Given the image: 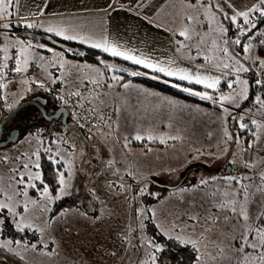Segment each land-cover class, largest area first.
<instances>
[{
    "label": "rangeland",
    "instance_id": "1",
    "mask_svg": "<svg viewBox=\"0 0 264 264\" xmlns=\"http://www.w3.org/2000/svg\"><path fill=\"white\" fill-rule=\"evenodd\" d=\"M147 1L149 0H142L137 3V6L148 10L150 8L145 3ZM193 1L152 0L158 9L154 15L160 17L161 14H166L162 11L163 9H182L187 12L203 10L199 7L195 10L188 8L187 5L189 3H197V1ZM215 1L221 5L225 12H228L229 15L232 14V9L228 7L225 0ZM52 9V6L47 7V11ZM213 11L216 10L214 9ZM200 12L203 13V11ZM180 13L184 14L183 12ZM188 14H192L197 19L187 22V27L196 30L205 28L208 30L202 42L209 50L208 52L205 51V56L210 57L211 53H219L212 47V41L215 38V33L211 31L213 25L202 21L203 17H205L203 14L202 17H197L196 13ZM217 19L222 20L223 18L218 15ZM38 22H42L44 26L49 23L56 24L47 19H39ZM224 23L228 27L227 21ZM203 25H206L205 28ZM1 33L0 37L3 38L2 40H6L7 43L11 42L8 43L11 47L16 40L31 41L34 46L32 51L38 56L45 57V63H47V70H45V68L40 66V61L32 62L27 72L18 73V77L9 80L11 89L7 91L11 99V109L30 98L33 93L45 90L39 86L38 82L53 84L54 88L52 91L60 98L63 97L62 101L64 104L66 97L69 96L71 101L75 102L72 105L79 107L77 112H79L80 116H73V119L74 122H78V124L83 126L82 128L91 134L90 141L93 144L91 157L93 160L103 164L106 167V171L115 177H126L127 175L129 177L128 180H113L107 176H102V179L98 180L99 169L92 164L88 154V143L76 128L62 131L57 130L54 125L41 126L38 124L11 142L0 145V187L5 190L8 189L10 183H14L10 180V177L15 175L11 169L17 168L20 171H25L21 167V163H28L29 160L23 157L22 154H28L31 157L39 149L41 165L42 152L52 141H47L48 137H45L48 131L53 134L55 143L57 142L56 147H51L53 154L59 153L64 157L61 161L64 165L60 170L65 172V178L70 181L69 194L74 193L72 188L76 185L77 175H82L81 186L79 187L81 188L80 193L75 194L77 197L76 205L59 207V200L51 206V212L41 214L39 209H37L32 217V220H34L33 230H26L24 233H19L10 223L6 224L5 235L9 239L37 243L40 239V234L35 231V228L37 226L45 227V222L51 216L56 217L53 227L47 229L42 238L43 242L49 245L47 249L29 250L23 253L25 260H21L19 256L0 252V257H3L7 264H139L140 261L147 259L149 253L147 245L141 244L144 238H154L157 243L166 245L167 237L162 236L158 231L160 227L167 228L174 222V219L170 222L169 212L166 207H173L176 214H181V205L197 204L215 211L216 214H228L226 211L214 210L201 203L203 201L201 193L196 195L197 200L187 198L190 195L189 191L184 192L187 197L183 198L181 196L183 193L175 194L177 192L175 189L160 186H155V188L153 181L147 178L152 177L158 182L164 181L175 186L188 168L198 166L196 161L201 162L203 166L206 165L209 172H205L202 168L196 169L194 171L195 176H191L192 181H197L198 177L200 180L215 176L220 179H226V183L219 180L216 182L213 193L222 192L227 195V200L230 198L242 200L244 189H247L250 215H258L260 211H264V196L258 191L259 188H264V127L257 126L254 133L256 139L250 143L247 141V134L238 131L234 154L230 153L227 148L230 138H225L223 135L220 136L224 131L222 123L224 115H236L240 118L243 116L250 117L251 115L245 113L250 111L252 113V121H257V125H264V106L256 102L257 96L264 99V95L261 92L256 93L254 103L251 106H245L243 113H235L237 106H242V103L250 97L252 80L246 73H249L252 67H255L254 59L249 58L248 53L239 50L237 45L233 44V46H230V52L234 53L240 63L249 69L247 72L239 74L242 79L248 81V97L247 99L238 100L236 103L224 102L223 107H221L219 102L214 103L211 101L215 105L213 107L204 101H199L198 98H193L187 94H179L192 99L187 101L186 104L184 103V106L189 109L190 117L192 116L190 120L194 123L199 122V125L196 126L199 132L196 128L193 133L188 131V134L194 136L197 140L194 139L193 144L187 145L185 143L187 142L186 138H182L184 141L170 138L180 136L174 130V127H176L177 109L181 108L176 92L167 90V87L165 89L157 84L140 82L127 77L126 75H130V72L133 71H130L129 68H119L129 69L128 73L126 71L124 73L123 71L122 73L119 71L115 73L113 69L108 68L109 73L107 74L102 65L83 61L76 57H69L63 48L56 46V42L46 38V36L44 38L39 35H21L17 39L9 37L8 33L5 36ZM227 38L228 36L225 37V39ZM219 41L217 40V43ZM253 43L256 45L253 56L264 59V53H261V46H259L258 41L254 40ZM40 44L45 45L46 48H39L38 45ZM220 46L223 47L222 43ZM47 48L53 49V52L47 51ZM69 50L74 51L72 48ZM12 52V56L15 57L18 54V46L15 49L13 48ZM54 52L63 53V60L68 62L64 68H60L58 65L54 67L50 63L54 60ZM216 57L218 58V56ZM109 62L114 63L113 61ZM226 62L235 63L234 61ZM105 64L107 63L103 61L104 66ZM262 66L264 67V65ZM96 69H99V74L95 71ZM140 71L143 72L142 70ZM48 73H51V79ZM113 75L121 76L123 80L119 82L113 81L111 79ZM236 75L237 73L230 69L226 76L228 79L225 78L224 81L229 84L235 80ZM53 79L56 80L55 83H53ZM93 79H98L99 84H93L91 82ZM256 79L258 80V78ZM158 80L164 82L166 79L160 76ZM24 81H28V83H24ZM124 83H129L130 87L124 88L122 86ZM173 84L177 83L169 82V85ZM228 84L226 87H222V84L219 85L218 91L215 90L216 92L214 93L207 92L212 96L214 95V99L218 101L221 94L232 92ZM234 87L236 86L234 85ZM173 88L179 89L177 87ZM157 89L159 90L157 91ZM194 90L199 91L196 88ZM76 91L81 92L82 95L80 97L71 95V93ZM158 93L162 94V96L156 95ZM216 106L222 111L221 113L215 110ZM225 109H227V112H225ZM80 118H82V121ZM85 118L86 120L84 121ZM137 134L145 138L136 140L134 137ZM149 135L156 137V139H147ZM50 138L52 139V137ZM161 140L165 142H161ZM194 144L200 145L198 150L194 148ZM177 154L187 155L191 158L179 164L176 162L177 159L174 158ZM193 154L195 155L191 156ZM5 156L9 157L6 163L3 160ZM69 161L72 164L70 172L68 170ZM229 161L232 164H237V167L234 171L227 172V176L222 178L218 173ZM31 170L36 171L34 168ZM229 177H235L236 179L229 181ZM27 179L28 177L26 176L25 180ZM48 185L55 196L57 189L54 190L50 184ZM37 187H41V185L38 183ZM142 189L144 190L143 193L141 192ZM149 192L153 196L165 195V197L152 201L147 208L144 196L150 194ZM28 195L33 200L41 199L39 194L33 189L28 190ZM82 195L83 197L85 196L86 200L84 207L80 206L78 201ZM2 198L0 197V199ZM140 209L144 210L142 214H138ZM65 210L67 214L60 218V213ZM153 211L155 216L151 215ZM2 215L8 216L10 214L4 213ZM151 219L158 230H153L152 227L151 229L149 228ZM232 228L230 224L229 229L228 222L224 220L223 231L225 235ZM125 235L128 240L123 239ZM225 235L222 237L214 236V238L220 237L224 239ZM53 240L55 243H51ZM235 246L239 247L240 245L237 242ZM48 252H51L52 255H48ZM112 253H115V255H112ZM158 255L161 262L164 258L163 255H172V261L168 264L180 263L174 252Z\"/></svg>",
    "mask_w": 264,
    "mask_h": 264
},
{
    "label": "snow or ice",
    "instance_id": "2",
    "mask_svg": "<svg viewBox=\"0 0 264 264\" xmlns=\"http://www.w3.org/2000/svg\"><path fill=\"white\" fill-rule=\"evenodd\" d=\"M20 0H0V21L6 20L13 15H18ZM229 8L232 9V14L229 15L218 2L215 0H197V3H189L187 5L190 9H197V7L203 9V15L205 16L206 23L213 25L211 31L216 34L212 41V47L214 50L219 51L222 55L219 58L205 56L204 59L212 61L211 66L218 69H231L237 73L235 80L228 84V87L232 89V92L228 94H221L218 101L214 99L207 91H193L192 88L184 87L181 90L189 93L193 96H198L202 100H210L214 103L219 102L221 107H223L224 102L236 103L238 100L247 99L248 97V81L240 77V73L247 72L249 69L244 67L240 61L236 58L234 53L230 52V45L235 44L241 46L243 52L249 54V58L254 59L260 65H264V59L259 57H254L253 52L256 45L253 43L254 40L258 41L259 46L264 47V29L259 28V23H264V0H254L250 5H245L242 9L236 8L231 0H226ZM15 9V12L12 11ZM216 11H213V10ZM43 12H40L42 15ZM222 17V20H218L217 16ZM188 21H195L197 18L192 15L186 16ZM225 21H230L237 28L238 35L235 39L231 37L225 39V35L228 33L229 28L225 26ZM24 26L29 29L33 28H43L42 22L38 21H28L24 20ZM160 25H157L159 27ZM2 27L4 29H10L12 27L9 23H3ZM47 33H52L55 36L62 37L66 41H79L81 44L90 46L91 48L100 49L104 53L110 54L112 57L122 58L125 61H131L134 65L142 66L145 69L151 70L153 73H160L166 77H175L180 81H187L190 84L203 85L206 89H212L218 91V86L221 83V76L209 74H202L199 70L192 71L189 68H181L175 65V60L162 61L153 60L152 58L146 57L143 54H138L134 49H128L122 45L111 41L106 35H90L83 34L76 31L74 28L67 27L61 24L49 23L48 27L45 29ZM179 36L183 40L177 41L178 51L180 49H189L192 45L186 43V41H191L195 39L203 42V33L195 32L194 28L184 27L179 31ZM220 40L223 47L217 43ZM11 43V42H9ZM18 46V54L13 57L9 54V45L6 43L0 51L3 52V64L0 66V80L4 79L8 69L9 60H14V67L12 71L15 73L27 72L30 64L35 61H40V66L47 70V63H45L46 58L43 56H38L33 49V44L31 41L16 40L15 44H12L13 48ZM39 48L45 49L46 46L43 44L38 45ZM199 49V45H197ZM49 52H53V49L47 48ZM54 60L50 63L52 66H59L64 68L65 64L68 63L63 60V53L54 52ZM199 55V51L197 53ZM191 58V57H190ZM226 61H234V64H230ZM79 67V66H77ZM91 67V66H88ZM107 68L113 70L117 69L116 65H105ZM121 71H128L127 69H120ZM99 74V69L95 70ZM51 79V73H48ZM131 76H142L146 75L145 72L132 71ZM151 79H159V76L152 75ZM113 81L119 82L123 80V77L113 75L111 77ZM56 80L53 79V83ZM93 84H99L98 79H93L91 81ZM168 83L167 80L164 81ZM28 83V81H24ZM40 87H44L43 82H38ZM257 85L264 84V81L256 80ZM234 85L236 87H234ZM114 86V85H110ZM124 88H129V83H124L122 85ZM173 87L180 88L179 84H173ZM7 84L0 83V88H6ZM238 89V90H237ZM76 97H80L82 94L79 91L71 93ZM63 100V97H61ZM256 102L264 106V99L260 96L256 97ZM174 103V102H172ZM9 107H12L9 105ZM227 112V109H225ZM253 124H257V121L253 120ZM241 128H247L248 125L245 123L240 124ZM258 127H264V125H258ZM226 135H227V130ZM136 140H143L145 137L137 134L134 137ZM171 139H181V137H170ZM229 138H231L229 136ZM147 139H156V137L149 135ZM161 142H165L161 140ZM45 153L48 154V159L54 165L60 164L64 157L56 153L52 154L51 148H45ZM40 150L37 149L31 157L28 154H22L23 157L29 160L28 163H21V167L25 171H20L17 168L11 169L15 175L10 177V180L14 183L8 185V189L0 187V252L7 255L19 256L21 260H25L23 253L27 251H37L38 249H47L48 243L43 242V236L47 229L53 227V222L56 220L55 216H51L46 222L45 227L37 226L35 231L39 232L40 239L37 243H30L26 240H13L9 239L5 235V227L7 223H10L19 233H24L26 230H33L34 220L32 217L35 211L39 209L41 214L51 212V206L55 204L56 201L61 200L64 196L69 195L68 188L70 181L65 178V172L60 169H56L57 175V194L54 196L52 194V189L47 183L44 182V177L40 165ZM4 162H8L9 157L5 156L3 158ZM36 169L32 171L31 169ZM72 169V164L68 162L69 172ZM28 177L25 180V177ZM213 179H216L213 177ZM229 181L235 180V177H229ZM41 187H37V184ZM208 180H201V185H207ZM35 190L41 199L33 200L28 195V190ZM143 189L141 192L143 193ZM261 195L264 196V188H259ZM237 195H239L237 193ZM19 197V199H18ZM31 205V207H30ZM249 206V193L247 189H244V195L242 200L235 198H230L225 202H221L215 207H217L222 212H228L229 215L224 217L225 221L235 218L236 225L230 230L231 235H225L222 240H208L206 233L212 231V227L209 225H214L220 219L218 215H212L210 217H204V225H200L203 229L199 234L196 233V227L200 224L201 217L197 215L189 216L191 224L184 225L181 227L175 223L171 224L167 229L160 227L159 231L162 236H166L169 240H174L178 242V245H182L185 249L191 248L192 250V264H264V211H260L258 215H250L248 211ZM143 209L138 210V214L143 213ZM8 213L10 215L4 216L2 214ZM66 210L60 213V218L66 215ZM86 215V214H85ZM155 216V212L151 213ZM187 229V231H186ZM170 233H173L170 235ZM182 233V234H181ZM124 240H128L125 235ZM239 243V247H235L236 243ZM55 243V241H51ZM142 245H147L149 249L147 259L140 261L139 264H162L159 255L166 251V245L163 243H157L154 238H144L141 241ZM52 255L51 252L47 253ZM115 255V253H112ZM0 264H7L3 257H0Z\"/></svg>",
    "mask_w": 264,
    "mask_h": 264
},
{
    "label": "crops",
    "instance_id": "3",
    "mask_svg": "<svg viewBox=\"0 0 264 264\" xmlns=\"http://www.w3.org/2000/svg\"><path fill=\"white\" fill-rule=\"evenodd\" d=\"M141 1L142 0H20L18 9L19 14L15 15V17H9L6 20L0 21V27L3 28V23H10L13 20L24 21L26 19L28 21H38L39 19H47L50 22L53 21L56 24H61L67 27L74 28L76 31L81 32L83 34H90L95 36L106 35L109 40L114 41L125 48L134 49L138 54H143L144 56L152 58L153 60H175L176 63L174 66H178L181 68H189L194 72L199 70L202 74H209L210 72L212 75L221 76V83L219 85H221L223 82H227L224 81V79H228V77L226 76L230 69H218L212 67V61L204 59L205 51L208 52L209 50L206 48L205 44H202V42L199 43L200 41L195 39V37L191 41H186V43L192 45L190 50L180 49L178 51L177 41L183 40V38L180 37L178 33L186 26L187 22H189L186 19V16L189 15L188 13H196L197 17H202L203 15L200 11L203 10L199 9L198 12H187L185 10L183 11L182 9H163L162 11L166 14H161L160 17H157L154 15L155 12L158 10L156 7L157 5H155L154 3L155 1L152 2V0H149L145 2L150 8L148 10L137 6V3ZM195 1L197 0H194L193 2ZM231 2L235 5L236 8L242 9L245 5L252 4L254 0H231ZM48 6H52L53 9L47 11ZM12 11L15 12V9H12ZM41 11L43 12L42 15H40ZM180 12H183L184 14H181ZM202 21H205V17H203ZM48 25L49 24H46L44 28L40 29L45 30ZM157 25L160 26L157 27ZM205 26L206 25H203L204 28ZM230 29L231 27L229 28V31L225 35V37L228 36V38H232V33ZM195 31L197 33L207 34L208 30L205 28L199 30L195 29ZM1 32L3 33V35H7L6 29H1ZM10 34L14 37L17 36V34L15 33ZM31 35L37 34L31 33ZM6 43L7 41L5 40L3 46ZM218 43L221 44L220 41ZM197 45H199V49L197 48ZM12 51L13 47L9 45L10 56L13 55ZM198 51L199 55L197 54ZM260 51L261 53H264V47H261ZM214 54L215 57L218 56V58L222 55L220 52L213 54L211 53L210 57H214ZM249 73H246L247 76H250ZM14 77H18V73ZM164 78L168 81V84L169 82H174L181 86L179 89H177L179 92H181L177 93V98L179 100L181 108L177 109L178 113L176 114V127H174V130L180 134L179 137H181L182 141H184L182 138L187 139V142H185L187 145L193 144V141L197 139L194 136H190L188 134V131L193 133L196 128L199 132V129L196 127L199 125V122L194 123L190 120L192 116L190 117L191 114H189V109L184 106V103L186 104L187 101H190L192 99L179 94H184L182 93L184 91L181 90L184 87L192 88L193 91H195L194 87L191 86L190 83H183L187 81H178L179 79L175 77ZM9 80L7 82L6 87V90L8 91H10L11 89L9 85ZM158 90L159 89H157V91ZM38 93L40 92L38 91ZM156 95L162 96V94L159 93ZM187 95L193 96L189 93H187ZM195 97H197L200 101V98L198 96ZM180 114L182 115L180 116ZM194 145V148L198 150L200 145ZM194 155L195 154L191 156ZM174 158L177 159L176 162L181 164L182 161L185 162L188 158L191 157L180 154L178 156L176 155ZM196 164L199 163L196 161ZM147 178L153 180L152 177ZM166 208L169 212L170 222L174 219V222H172L171 224L175 223L177 225H180L181 227L192 223L191 220H189V216L197 215L198 217H201L200 224L196 227L197 234L203 231L200 225H204V217H210L213 214L218 215L220 217L219 221L214 225H209L210 227H212V231L206 233L207 239L222 240L220 237L214 238V236L222 237L225 235L223 231V222L225 220L224 217L226 215H229V213H223L221 215L216 214L215 211H211L209 210V208L197 204H187L185 206L181 205V214H176L173 210V207ZM227 222L229 224V229L230 224L232 225V227L236 225L235 218H232ZM170 234L172 235L173 233ZM226 234L230 236L231 231H228Z\"/></svg>",
    "mask_w": 264,
    "mask_h": 264
},
{
    "label": "trees",
    "instance_id": "4",
    "mask_svg": "<svg viewBox=\"0 0 264 264\" xmlns=\"http://www.w3.org/2000/svg\"><path fill=\"white\" fill-rule=\"evenodd\" d=\"M12 17H15V15L12 16ZM227 23H228V27L229 26L231 27L230 30H231V33H232V37H234V39H235V37L238 35L237 28L230 21H227ZM9 24H11L12 27L10 29H6L7 33L8 34H10V33L17 34V36H15V37L10 34L9 37L18 39L19 37H21V35L27 36V35H31V33L37 34L40 37L42 36L44 38L46 36V38H49L50 40L55 41L56 42L55 43L56 46H60L61 48H63L65 50V52L68 54L69 57H76V58L81 59L83 61H87V62H90V63H97L98 65H102L103 68H104V71L107 74L109 73V70H108L107 67H105L103 65V61H104V63H107V65H110V64L111 65H113V64L116 65L117 69L113 70L115 73H117L118 71L120 73H122V71L119 69L120 67L129 68L130 71L131 70H133V71L142 70L143 72L146 73V75H142V76L126 75V76L127 77H131L133 80H136V81H140V82L143 81V82L151 83V84H154V85L157 84V85H160V86H162L164 88L167 87L168 88L167 90H170V91H173V92H176V93H181L177 89H174L172 85L166 84V83H164V82H162V81H160L158 79H151L150 78L152 76V74H155V75H157L159 77L160 76H164L163 74L153 73V72H151V70L145 69L142 66L134 65L131 61H125L122 58L112 57L110 54L104 53L100 49L91 48L90 46L85 45V44H81L78 41H66L62 37L55 36L52 33H47L46 31H43V30H41L39 28H33V29L26 28L24 26V22L22 20H13ZM258 26H259L260 29H264V23H259ZM1 29L3 30V28L0 27V33H1ZM231 46H233V45H231ZM237 47H238L239 50H242L241 46H237ZM70 48H72L74 51L69 50ZM109 61H113L114 63L109 62ZM129 69H127V70H129ZM128 72L126 71V73H128ZM250 72H251L250 78L252 80V87H251V91H250L251 94H250V97L248 98V100H246V101H244L242 103V106H237L238 108H237L235 113H238V114L244 112V107L245 106H251L254 103L255 95H256L257 92H261L264 95V84H261V85H257L256 84V80L257 79L252 74L253 73V67H252ZM123 73H124V71H123ZM164 77H166V76H164ZM178 81H180V80H178ZM180 82H183V81H180ZM183 83L189 84V82L188 83L187 82H183ZM164 84H165V86H164ZM224 84H227V82L226 83L223 82L222 83V85H223L222 87H226V85H224ZM190 85L193 86L194 88H196L199 91L206 90V91H210L212 93L216 92L215 90L204 88L203 85H196V84H190ZM39 92H42L45 95V98L47 100H49V105L45 106L46 109L49 112L56 110V108H58L59 106L65 105L64 102L62 101V99L55 92H53L52 90H42V91L40 90ZM37 93L38 92H35L32 95H30V98L33 97L34 95H36ZM182 93L187 94L186 92H182ZM191 97L197 98L195 96H191ZM200 101H204L209 106L215 107V105H213V103L211 101H209V100L208 101L207 100H202L200 98ZM29 108H30V110L32 109V107H29ZM36 110H37L38 117H42L38 107H37ZM215 110L218 113L222 112L219 109V107H217ZM245 113L247 115L251 114L250 111H249V113L247 111ZM243 117H245V116H243ZM243 117L240 118V117H238L236 115H233V116L224 115L222 117L223 118V122L222 123H223V126H224V128H223L224 131H223V134H220V136L223 135L225 138H229L228 136L231 137L229 146L227 148H228V151H230V153H233V154H234L235 146L237 145V132L238 131H240L241 133H244V134L246 133L247 134L248 143L253 142L256 139V136L254 135V133H255L256 128H257L258 125L257 124H253L252 122H249V123L248 122H242V118ZM58 122H59L58 120H54L52 122L48 121V122H46V124H43V125L44 126L54 125V127L57 128V130H62V131L68 130V128H66L64 126H61ZM75 123L78 124V122H75ZM241 123L247 124L248 127L247 128H241L240 127ZM39 124L42 126L41 123H39ZM78 125L81 126L80 124H78ZM81 127H83V126H81ZM83 130H84V134L90 140V135L91 134L86 129L83 128ZM225 130H227V135H226V131ZM45 137H48L47 141H51L52 140L50 142V145H47L46 148H51V147L54 148V147H56L55 145H56L57 142L55 143L52 133H50L49 131L46 132ZM50 137H52V139ZM183 137H185V136H183ZM210 148H212V147H210ZM51 150H52V154H53V149H51ZM42 155L43 156L41 158V167H42V171H43V174H44V182L47 183V184H50L54 188V190H56L57 189L56 169L58 168V166L61 163L54 165L52 162H50L49 159H48V154L45 153V151L42 152ZM178 155H180V154H177V156ZM198 163H199L198 166H192V167L188 168L187 171L185 172V174L182 176L183 180H181L180 182L176 183V184L179 183V185L174 186V189L177 191L175 194L183 193V194H181V196L183 198H186L187 196H185L184 192L189 191L190 195L187 198L197 200L196 195L201 193L202 194L201 196L203 197V201L201 203H203L204 205H207L208 207H210V208H212L214 210L215 209L219 210L217 207H215V205H217V204H219L221 202L227 201V195L223 194L222 192H219L217 194L213 193V188L215 187L216 182L218 180L219 181H224L226 183V179H220L217 176H215V178L217 177V179L205 178L204 180H208L209 181V183L207 185H201L200 184L201 180H200L199 177H198L197 181H192L191 180V176H195L194 171H196V169L199 170V169L202 168V169H204L205 172H207V173L209 172L208 171V167L206 165L203 166L201 164V162H198ZM229 165H233L231 163V161L226 162V165H224L226 168L224 167V168H222L220 170V172L218 173V175H220V177L223 178V177L227 176L226 174L228 172L227 170H228V166ZM248 166H249V164H248ZM58 169H61V168H58ZM163 197H165V195L153 196L152 194H147L146 196H144L145 206L148 208L152 201L157 200L159 198H163ZM74 202H70L69 204H66V202L64 200H62V201L59 202V207L71 206V205L75 204ZM151 227L153 228V230H155V229L158 230L157 226L153 225V220L152 219L150 220V223H149V228L151 229ZM160 234H161V232H160ZM166 239L165 240H166V245H167V251H165L164 254L166 252H174V255L175 256L177 255V257H178V260L180 262L179 264H189V263L191 264L192 255H193L191 248L185 249L182 245H178V242H176L174 240H169L168 238H166Z\"/></svg>",
    "mask_w": 264,
    "mask_h": 264
},
{
    "label": "flooded vegetation",
    "instance_id": "5",
    "mask_svg": "<svg viewBox=\"0 0 264 264\" xmlns=\"http://www.w3.org/2000/svg\"><path fill=\"white\" fill-rule=\"evenodd\" d=\"M38 95H40L39 96L40 98L37 99L38 102H41V103L45 104V106L49 105V100H47L45 98V95L42 92L38 93ZM29 107H32V109L30 110ZM37 107L40 110V113H41L42 117H38L37 110H36ZM14 108L11 109V112L13 111ZM58 108H56V110H54V111H50V112L48 111V113H54V112H56L58 110ZM54 120H58L59 121L58 123L61 126H64L63 113L58 118L50 119L44 114V112L42 111V109L40 108V106L37 103L28 104V105L24 106L22 109H20L13 119H11V120H9L8 122L5 123L4 129H3V133H2V137L0 139V143L1 142H2L1 144L9 143L12 140H14V139L20 137L21 135H23L28 129L37 126L39 123H41L43 125V124H46V122H48V121L52 122ZM68 121H69L70 124H76L74 122L73 115L71 113L68 116ZM76 125H78V124H76ZM64 127H66V126H64ZM92 164H94L99 169V173H98L97 177H98V180L99 179L101 180L102 176H105L103 174V169L102 168L105 169L106 167L103 164L97 163L95 161L92 162ZM63 165H64V163L61 162V164L58 166V168H62ZM228 167L232 168L230 165ZM109 175L111 177H108V178L113 179V180H128V178H129V177H127L128 175L126 177H115V176H113L111 174H109ZM181 180H183V178H181L180 181ZM81 181H82V175L78 174L77 175L76 185H75L74 188H72L74 193L66 195V197L62 199V200H64L66 202V204H69L70 202H74L75 201L74 205H76L77 197L75 196V194L77 195V194L80 193L81 188H79V187L81 186ZM152 181L154 183V187L155 186H160V187H165V188H169V189H174V186H172L171 184H167L164 181H159L158 182L157 180H154V179ZM176 185H179V183L176 184ZM149 193L152 194L151 192H149ZM153 193H154V191H153ZM62 200H60V201H62ZM78 201H79V205L80 206H82V207L85 206V202H86L85 196L83 197V195H82V197H80ZM163 256H164V258H163L162 264H168V263H170L172 261V258H171L172 255H169V256L163 255Z\"/></svg>",
    "mask_w": 264,
    "mask_h": 264
},
{
    "label": "built area",
    "instance_id": "6",
    "mask_svg": "<svg viewBox=\"0 0 264 264\" xmlns=\"http://www.w3.org/2000/svg\"><path fill=\"white\" fill-rule=\"evenodd\" d=\"M3 38L0 37V48H3ZM3 64V52L0 51V66H2ZM9 67L8 69L5 70L6 75L4 77V79L0 80V83H4L7 84L8 80L12 77H14L17 73H15L14 71H12V68L14 67V60H9L8 61ZM255 67H253V76H255L256 78L260 79L261 81H264V67L262 65H260L258 62H255ZM44 87L43 89L45 90H53L54 86L51 83H43ZM75 103L74 101H71L70 97L67 96L65 99V105L69 108L70 113L73 116H77L79 114V112H77L78 110V106H73L72 104ZM9 105H11V99L9 97V93L6 90V88H0V122L6 118L10 112H11V107H9ZM109 111V110H108ZM110 112V111H109ZM250 117H243L242 118V122H252V113L250 114ZM82 121V118H80ZM78 119V120H80ZM86 120V118L84 119V121Z\"/></svg>",
    "mask_w": 264,
    "mask_h": 264
},
{
    "label": "water",
    "instance_id": "7",
    "mask_svg": "<svg viewBox=\"0 0 264 264\" xmlns=\"http://www.w3.org/2000/svg\"><path fill=\"white\" fill-rule=\"evenodd\" d=\"M40 95H38V93L36 95H34L33 97L31 98H28L26 100H24L23 102H21L20 104H18L14 109L13 111L6 117L4 118L1 122H0V139L2 137V133H3V129H4V126H5V123L8 122L9 120L13 119L16 114L18 113V111L20 109H22L24 106L28 105V104H31V103H37L40 108L42 109V111L44 112V114L50 118V119H53V118H58L62 113H63V121H64V126H66L68 129H71V128H76L79 130V132L84 136V139L87 141L88 143V154L90 156V159L92 162H94L93 158L91 157V148H92V144H91V141L87 138V136L84 134V130L81 126L79 125H76V124H70L69 121H68V116L70 114V110L69 108L66 106V105H62L58 108V110L54 113H48V110L46 109L45 107V104L41 103V102H38V98ZM2 143V142H1ZM0 143V145H2ZM232 168L228 167V172L230 171H234L237 167V164H233L230 165ZM103 169V174L107 177H111L107 171Z\"/></svg>",
    "mask_w": 264,
    "mask_h": 264
}]
</instances>
